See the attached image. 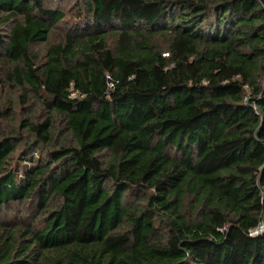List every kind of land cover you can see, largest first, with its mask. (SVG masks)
I'll list each match as a JSON object with an SVG mask.
<instances>
[{
	"label": "trees",
	"instance_id": "16d2710c",
	"mask_svg": "<svg viewBox=\"0 0 264 264\" xmlns=\"http://www.w3.org/2000/svg\"><path fill=\"white\" fill-rule=\"evenodd\" d=\"M57 1L86 21L42 62L65 13L0 0V73L48 112L0 111V264H264V0Z\"/></svg>",
	"mask_w": 264,
	"mask_h": 264
},
{
	"label": "rangeland",
	"instance_id": "374dc122",
	"mask_svg": "<svg viewBox=\"0 0 264 264\" xmlns=\"http://www.w3.org/2000/svg\"><path fill=\"white\" fill-rule=\"evenodd\" d=\"M49 5L57 10L63 11L65 13V18L53 28L51 38L47 43L32 46V51L39 55V60L42 62L46 60L47 49L50 45L60 42L66 34L73 32L75 28L77 30L82 29L84 25H80V22L86 21L84 18V9L76 3H60L57 0H49ZM0 80L3 85L0 86V111H4L8 108L11 109L9 116L4 122V127L8 131L11 129L18 130L21 121L26 119L28 115H33L38 122L47 117L48 112L34 91H29V98H27L28 103L23 104L22 100L25 91L19 88V86L14 85V83H11L12 85L8 84L10 82L7 80L5 71L0 73ZM42 95L45 97V94ZM64 135L65 133L62 132L61 137ZM26 209L27 208H23L20 220L29 221ZM14 215H16L15 211L5 213V216H9L10 220L17 222V216L15 218Z\"/></svg>",
	"mask_w": 264,
	"mask_h": 264
},
{
	"label": "built area",
	"instance_id": "2783aa9c",
	"mask_svg": "<svg viewBox=\"0 0 264 264\" xmlns=\"http://www.w3.org/2000/svg\"><path fill=\"white\" fill-rule=\"evenodd\" d=\"M76 94H77L76 92L72 93L73 96H75ZM263 231H264V225L260 224V225H258V227H256L254 230H252L250 232V234L254 236V235H258L260 233H263Z\"/></svg>",
	"mask_w": 264,
	"mask_h": 264
}]
</instances>
